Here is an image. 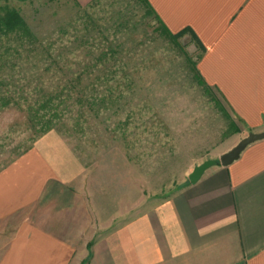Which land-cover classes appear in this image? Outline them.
<instances>
[{"label": "rangeland", "instance_id": "obj_1", "mask_svg": "<svg viewBox=\"0 0 264 264\" xmlns=\"http://www.w3.org/2000/svg\"><path fill=\"white\" fill-rule=\"evenodd\" d=\"M0 5L16 8L38 38L64 40V53L78 49L72 42L78 37L88 40L80 49L89 53L112 42L131 55L126 65L133 78L125 97L98 116L89 114L81 130L69 120L35 142L24 112L0 110V171L38 145L60 178L41 201L0 221V258L24 218L44 221L74 244L77 258L110 229L172 196L196 165L219 159L239 139L242 123L200 77L198 45L189 34L178 42L165 38L144 0Z\"/></svg>", "mask_w": 264, "mask_h": 264}, {"label": "crops", "instance_id": "obj_2", "mask_svg": "<svg viewBox=\"0 0 264 264\" xmlns=\"http://www.w3.org/2000/svg\"><path fill=\"white\" fill-rule=\"evenodd\" d=\"M149 2L172 32L197 37L198 70L243 125L230 148L263 131L264 0ZM37 146L0 171V221L60 181ZM79 257L44 221L24 218L0 264H264V138L110 229Z\"/></svg>", "mask_w": 264, "mask_h": 264}, {"label": "trees", "instance_id": "obj_3", "mask_svg": "<svg viewBox=\"0 0 264 264\" xmlns=\"http://www.w3.org/2000/svg\"><path fill=\"white\" fill-rule=\"evenodd\" d=\"M144 1L160 25L158 30L178 42L186 31L172 32L149 0ZM192 39L198 45L194 33ZM62 42L38 38L16 8L0 5V110L24 112L33 142L69 120L81 130L89 114L98 116L107 105L115 106L125 97L124 88L133 85L126 65L131 55L121 54L112 42L107 40L106 49L89 53L80 49L88 40L78 37L72 41L78 49L69 54L60 49L68 48Z\"/></svg>", "mask_w": 264, "mask_h": 264}, {"label": "water", "instance_id": "obj_4", "mask_svg": "<svg viewBox=\"0 0 264 264\" xmlns=\"http://www.w3.org/2000/svg\"><path fill=\"white\" fill-rule=\"evenodd\" d=\"M264 138V130L260 132L251 131L243 137L237 144H235L232 148L224 152L220 155L219 159H207L202 163L196 165L192 172L189 174L190 182L196 183L203 176L205 171L210 167L217 165L219 163L223 165H228L232 163L234 160L238 159L244 149L251 143L261 140Z\"/></svg>", "mask_w": 264, "mask_h": 264}]
</instances>
